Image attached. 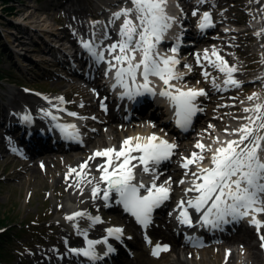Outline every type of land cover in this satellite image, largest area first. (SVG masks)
I'll return each mask as SVG.
<instances>
[{"label":"snow or ice","instance_id":"6c2138e0","mask_svg":"<svg viewBox=\"0 0 264 264\" xmlns=\"http://www.w3.org/2000/svg\"><path fill=\"white\" fill-rule=\"evenodd\" d=\"M167 2L168 0H131L132 7L121 8L113 13V19L109 23H114L121 17H123V22L119 25L117 33L119 39L107 46L106 50L111 57L110 60H105V50L98 51L99 45H95L92 41H82V47L97 63L106 62L108 64L105 75L114 70L115 83L112 87L123 88L122 97L127 96L129 99H134L144 93L155 95V90L150 87L149 77H158L164 85L159 95L166 97L174 107L177 126L186 129L191 124L192 117L199 110L195 104L196 98L206 93L202 88L189 87L184 90L171 83L184 76V73L175 70L176 65L180 63L175 56L178 44L170 50L173 55L163 56L156 50L164 33L175 19L166 12ZM133 15L135 19L131 18ZM193 15H196L195 11ZM210 25V14L205 12L198 27L204 29ZM261 32H264V29ZM260 34V32L256 33V35ZM104 39H108L107 30H105ZM137 53H139V60H137ZM211 55L216 57V61L209 59L207 50H205L204 59L209 60V63L225 74L223 81L225 89L240 87L241 82L233 76L237 69L229 66L215 49L212 50ZM197 63H199V57H197ZM261 63H264V60ZM184 67L191 70L190 65L185 64ZM137 74L143 78L142 83L137 82ZM204 76L207 78L208 73L205 72ZM213 86L217 89L221 87L214 81ZM57 99L63 103L62 97ZM247 99L255 102L251 107L243 109L248 115L239 119L244 122L239 127L231 129L230 132L225 129V132L234 135L235 139L221 141L217 137L214 139L217 145L214 149L211 145L197 141L195 148L199 149V152H192L190 156L182 158L181 167L187 170L190 165L195 164L197 170L185 173L192 179L190 186L184 189L186 199L182 198L176 204V209L179 210L176 219L180 224L192 226L193 221L189 209H194L196 213H200L198 223L201 226H211L213 229L221 228L223 224L229 223L228 218L235 221L248 216L251 217L249 223L255 225L258 232L264 226V223L257 219L258 214L264 213V100H260L255 92ZM101 107H104L103 103ZM44 114L51 116L53 120L57 119L51 112L45 111ZM69 115L75 116L76 113H69ZM30 119L29 115L22 117L24 121ZM55 127L65 138L79 139L75 125L56 124ZM175 147V144L151 134L126 137L121 141L118 149L106 147L93 152L89 160L97 157L105 159L103 164L97 165L100 176L99 182L91 189L92 198H102L108 201L110 195L115 193L118 197L117 203L122 204L139 224L147 226L150 223L153 209L169 199L171 178L163 184H157L158 177L153 175L151 184L145 185L143 182H135V170L140 167L144 173H155L154 166L170 159ZM206 150L211 155L208 157V165L204 166L201 162L205 160L203 153ZM87 165L88 161H85L80 165V171L70 169L69 174L75 173L77 176L84 177L87 174L83 170ZM87 183L93 184V181L88 180ZM100 183L104 184L103 188L100 187ZM180 183L184 184L185 180L182 179ZM141 189L144 190V194H141ZM189 193L194 195L189 196ZM79 217H88L93 224L100 222L99 217H90L84 211L72 212L65 219L74 221ZM74 227L78 228L77 225ZM106 231L109 236H115L117 239L122 233V229L118 227L109 228ZM80 234L87 237L86 232ZM260 239L261 247L264 248V236ZM85 242L86 247L69 248L68 251L91 260L98 259L93 246L102 241L86 238ZM103 242H106V238ZM166 250L167 245L163 247L156 245L153 255ZM111 251L113 249L109 246L108 252Z\"/></svg>","mask_w":264,"mask_h":264},{"label":"rangeland","instance_id":"374dc122","mask_svg":"<svg viewBox=\"0 0 264 264\" xmlns=\"http://www.w3.org/2000/svg\"><path fill=\"white\" fill-rule=\"evenodd\" d=\"M92 1L93 0H72V3L75 4V7L82 8L83 10L88 12L90 10L89 4ZM238 1L243 3V0ZM56 3L57 0L8 1V4L11 5L13 9L11 12L30 14L29 17L39 21V27L45 28V26L47 25L53 26L51 27L52 29L54 28V23L60 21L65 24L67 23L65 21L64 11L62 10V8H59ZM222 3H225V1ZM2 7L3 4L0 1V14ZM239 7L243 8V6ZM238 9L235 13V16H232L234 19L243 22L253 21L254 19H256L254 15H248L245 11H238ZM1 21L3 22V24L6 23V19H2ZM67 24L71 26L69 23ZM4 35L8 37L7 32ZM231 39L234 40V37ZM4 40V37L0 38L1 46L3 45ZM215 44H220V41H217V43ZM233 44H235L236 46L241 45L242 51L247 53L241 54L239 51L238 53H236L235 49H232L231 47L228 49L224 48L225 52H227V54L231 55L234 58V63H237L239 65L238 69L241 70L243 74L242 80L246 79V73L249 76V79L256 78L257 76L262 75V71H264V63H261L263 58L258 56L260 52L257 46L258 41L252 39V41H246L245 44H240L236 42H234ZM23 47L26 49H31L32 45L24 43ZM216 48H218L219 50L221 49L220 46H217ZM1 50H3V48H1ZM1 55L2 56H0V72L3 76L1 77L2 79H0V97L3 96V93H8L7 88L12 89L13 93L10 94L11 97H16V94L18 92L23 93V91L25 90L21 86H19V84L21 83L44 91L56 90L57 93H59L60 95L62 94L63 90L67 88V81H65L62 76H58L54 73L51 76H47V74H44L39 70L38 67H36L35 61L31 60V58L27 56H24L26 59H28V61L26 60L24 62V65H28L30 69L19 70L17 63L15 62V60H17L18 58L14 54L12 55L10 50H3V54ZM26 55L32 56V58H43L47 56L40 55L37 51H27ZM244 67L248 68L244 69ZM213 73V71L208 72L207 79L204 76L205 80L217 78L219 76L218 73H215L214 77H212ZM6 76H8V79ZM9 81H16V84L10 83ZM17 81H19L20 83L18 84ZM247 85L249 86V83L240 85V87H236L237 91L242 92L244 87H247ZM229 96L230 98L228 100L221 99L219 101H215L214 103H210L207 108L210 113H207L206 111V115L202 117V123L205 122L206 124L208 122L210 126L213 125V118L220 119V115L217 114L218 106L230 105L232 103H242L235 101L233 99V95ZM10 103L11 101H8L6 99H4L3 102H1L0 100V107L5 108V104L9 105ZM91 109L93 110L94 108H92L91 106ZM122 122L129 124V122L131 121L123 120ZM112 124H114L115 126H121V121ZM197 124L199 125V121ZM200 129H203V132L205 133L208 128ZM104 130L100 129V131L97 132L98 135L96 133L95 136L92 137V139L88 140L83 144H86V146L98 144L99 141L93 138H97L100 134H102V139L106 141L107 138L106 133H104ZM197 131L199 130H196V132ZM187 138L192 139L195 138V136L190 134L189 136H187ZM79 151L80 149L79 147H77L74 150L54 153L57 155H61L67 152L77 154L79 153ZM9 157L14 158V156L10 153L0 151V218H4V225L0 230V246H2V250L7 251L8 255L11 256L9 258L2 256L0 258V262H2L3 264H32V254L40 253L42 252V249H48V246H58L59 242L62 241L63 237L59 232V230L62 229V225L56 222V217H58L60 214H63L65 212V209L59 210L57 212L55 210V207L57 204L61 207L62 204L65 203L64 196L67 192L64 190L63 186L54 187L53 177L57 175L58 171L56 168H52V165H46L48 169H51L50 173H47L42 170L40 172L36 171V174H32V171L28 173L30 160L23 158V162L20 163L16 160H10ZM35 159H37V161L39 160V158ZM25 166L28 167L25 171H23V168ZM31 176L32 178L36 176V178H33L34 181L32 180L31 183L27 184L26 179L27 177L31 178ZM43 177L45 184H43ZM89 205L85 207H87L88 210H91V212H93L95 208H97L96 201ZM80 207H82V205H80ZM113 216L114 215H112L111 217ZM119 221L124 225V227L129 231V233L132 234L131 226H129V224L127 223L122 222L121 220ZM69 236V241H73L72 238L76 239L78 237L77 235L72 234L70 230ZM4 240L9 241L2 244ZM78 241L84 243L83 240ZM132 243L133 245H135V241H133ZM172 243L176 244V240L172 239ZM136 244L138 245V243ZM206 254L207 260H202V264H221L222 256H219L218 259H214L213 251H211V253ZM175 257L176 252L173 249L159 260H153L144 251L138 248L135 250V257L132 259H128V262L129 264H173L171 262ZM36 261L37 259H35V262ZM259 264H264V256Z\"/></svg>","mask_w":264,"mask_h":264},{"label":"bare ground","instance_id":"6f19581e","mask_svg":"<svg viewBox=\"0 0 264 264\" xmlns=\"http://www.w3.org/2000/svg\"><path fill=\"white\" fill-rule=\"evenodd\" d=\"M1 1V0H0ZM2 2V1H1ZM123 2V0H117L115 1L112 5L116 6L118 3ZM3 6L5 5L4 2H2ZM87 13V11L83 10L82 8L80 9H75L73 11V16H71L70 14H66V17L69 18V20H72L75 24L76 27L80 30H84L85 26L82 23V20H80V17L84 16ZM28 16H30V14H27ZM258 18L262 19L263 18V14H261ZM42 21V20H40ZM47 26V25H46ZM264 26V24H263ZM1 27V26H0ZM48 27V26H47ZM57 29L61 28L62 30L67 31L69 29L68 26H64V25H57L56 26ZM2 29V28H1ZM174 32V31H173ZM110 33L113 35L114 32L113 30H110ZM242 34V33H240ZM61 40V39H59ZM241 38L239 39L238 42H240ZM232 40H230L229 42H231ZM214 42L211 40L209 41V43H207V45H211ZM259 47H261L262 49H264V39L263 41L259 44ZM211 50H213L214 48H210ZM217 52V49H215ZM236 50H241L239 47L236 48ZM211 55V53H210ZM212 56V55H211ZM234 59V58H229V60ZM216 61V57L212 56L211 61ZM207 66H210V64H208ZM210 68H212L210 66ZM216 70V68H214ZM99 72V71H97ZM236 74L240 75V73L237 71ZM225 77V74L223 75ZM186 80V79H185ZM257 81V80H256ZM181 82H183V80H181ZM185 82V81H184ZM198 83L201 82L200 79L197 80ZM88 86H92L93 89L98 90L99 85L96 84L93 81L88 82ZM65 95H70V94H74L76 96H80L83 97L85 101H89L88 99H90V92L89 89H87L86 87L78 84L75 80L69 81L67 83V88L64 89ZM257 93L259 95L260 100L263 99L264 100V90H262V88L260 86H254L252 87V93ZM227 97V96H226ZM237 98H243V95H237ZM12 104V108L15 110L14 112L16 113V109L19 108L20 105L24 104L25 108H23V110H25V113L27 114H31L35 105L38 102H43L42 98H37L34 96H31L29 94H25V93H21L18 92L16 94V97L11 101ZM240 107L238 105L236 106H221L218 107L217 112L220 115L223 116H227L229 118H232V114H234L233 112L236 111L237 109H239ZM78 110H80V112L83 113H87L90 110V104H86L84 106H80L78 107ZM244 114H246L243 111ZM73 118H76L75 116H73ZM87 119L90 120V122L93 121L92 117H87ZM242 122V120H240ZM147 121L145 120V118H141L139 120H136L135 122H132L130 124H125V125H121V126H115L112 123H109L106 125L102 124V125H98L97 126V132L100 131V129L104 130V133H106V141L102 139V134H100L97 138H93L96 139L97 141H99L98 144L96 145H92V146H81L79 149V153L75 154V153H71V152H67L61 155H57L55 153H47V154H41L39 156V160L37 161V159H33L29 161V168H28V173L30 171H32V174H36V171H45L47 173L51 172V169H48V167L46 166L47 164H49L50 166L52 165V168H56L58 173L56 176L53 177V184L54 187H58V186H63L64 190L67 192L64 196V201L65 203L62 204V206L60 207V205H56L55 210L58 212L59 210L65 209V212L63 214H60V216L58 218H56V222L62 225V229L59 230V232L61 233L63 240H68L70 239L69 236V231L67 229V227H74L75 224H78V222L74 223L72 222L73 225H68V224H64L63 222V218H65L67 215H70V213L75 212L77 209H81L83 207H80V205L82 206H86L88 204H90L91 202H93L95 199L92 198V191H90L92 189V187L94 186V184H96L97 182H99V176H100V172L97 170V165L99 164H103L104 163V159L102 157H97L93 160H89V157L93 154V152L99 150V149H103L106 147H116L117 149L119 148V145L121 143V141H123L126 137H130V136H148L151 134H155L161 138H164L166 132L164 133V130H168V127H165L164 124H161V128L162 131L161 134H157L158 132L153 133L151 131V125L152 124H148L146 123ZM216 124L220 125L221 123H217ZM154 129V128H153ZM98 135V133H97ZM101 139V142H100ZM115 143V144H114ZM10 150V152L12 153H17L16 150L13 149H7ZM10 160L12 161H18L20 163L23 162V157L19 156L18 157H9ZM85 161H88V165L87 167L83 170L87 175L84 177H80L77 176L76 174H69V170L70 169H79L80 170V165L82 163H84ZM178 158L173 155L166 164L161 166V169H164V171L166 173H168L169 175H174L175 173H170V168H173V166L177 165L178 163ZM28 166H25L23 168V171H25L27 169ZM191 170L190 172H194L196 171V166L190 168ZM190 176V175H189ZM33 178H36V176H34ZM32 178H28L27 177V184L31 183L32 180L34 181V179ZM192 177H185V183L184 184H177L173 182V186L179 188V192H177L174 197L176 199V201L178 202L180 199L185 198V193H184V189L188 188L190 186V181H191ZM91 180L93 181V184H88L87 181ZM145 180V179H144ZM43 181H44V177H43ZM41 182V181H40ZM137 182V180L135 181ZM43 184H45V181L43 182ZM77 184H79V186L77 187ZM104 184L100 183V187H102ZM189 196L194 195L193 193H189ZM85 212V211H84ZM65 216V217H64ZM59 219V220H58ZM62 220V221H61ZM66 221V220H65ZM96 225V224H95ZM65 226V227H64ZM100 224H98L96 227L94 226L91 230H86L83 229V231H86L87 237H92L96 232H98L100 230ZM164 229L167 228V225L164 224L163 225ZM164 229L162 230H157L160 233H165L166 235H169V232L164 231ZM84 235L80 234L76 239L74 238L73 241L75 243H77V240H82L84 238H82ZM85 237V236H84ZM218 241L215 243H210L207 241H199L196 243L195 246L191 247L190 245H186V246H176V244L172 243V250L174 249L176 252V257L172 260L171 263L173 264H202V260L206 261L207 260V254L206 253H211V251H213V256L214 259H218V257L221 255V252L224 251V246L226 247H232V249L230 250L227 259L223 262V264H227V263H234V264H259L262 260L261 257V249L260 246H258V243L256 241H254V237L253 234L249 231V230H238L234 233V234H225L223 235V237L221 239H217ZM137 242H135L136 244ZM171 250V251H172ZM202 254V255H201ZM240 255H243V259L240 261L238 260V258H241ZM203 256V258H202Z\"/></svg>","mask_w":264,"mask_h":264},{"label":"trees","instance_id":"16d2710c","mask_svg":"<svg viewBox=\"0 0 264 264\" xmlns=\"http://www.w3.org/2000/svg\"><path fill=\"white\" fill-rule=\"evenodd\" d=\"M2 2H4V10H6V11H8V12H10L11 13V11L13 10L12 9V7H11V5H9L8 4V1L9 0H1ZM0 77H1V74H0ZM3 222H4V218H0V225H2L3 224ZM1 245V244H0ZM2 256H5V257H8L9 255H8V253H7V251H4V250H2V246H0V258L2 257ZM0 264H3L2 262H0Z\"/></svg>","mask_w":264,"mask_h":264}]
</instances>
